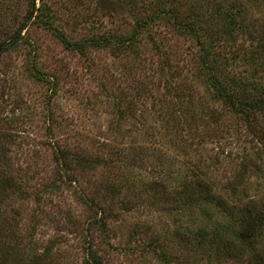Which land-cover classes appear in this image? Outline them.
<instances>
[{"label": "trees", "instance_id": "obj_1", "mask_svg": "<svg viewBox=\"0 0 264 264\" xmlns=\"http://www.w3.org/2000/svg\"><path fill=\"white\" fill-rule=\"evenodd\" d=\"M24 1L23 12L13 14L12 23L3 25L2 17L10 14L6 7L0 13V55L24 43L28 76L56 89L58 71L40 61L41 46L29 37L32 25L49 32L68 52L87 57L107 50L122 61L121 74L128 80L114 97L115 129L150 114L164 121L165 130L171 128L184 162L159 169L151 186L184 193L179 211L188 219L176 218L175 226L190 235L180 234L184 254L172 255L169 263L264 264V141L252 145L264 139V13L252 16L259 7L264 11V0H99L104 18L94 26L89 18L80 21L89 30L81 36H74L73 28L65 31L66 24L80 23L73 15L61 16L66 8ZM246 36L251 38L247 44ZM41 114L50 130L46 145L55 165L40 176L42 194L37 191L34 202L52 204L50 194L57 195L67 181L79 182V170L106 167L108 174L101 173L96 193L81 184L74 192L89 211L81 226L74 223L83 241L81 264H106L97 244L110 246V238L103 236L111 221L119 220L114 204L123 184L117 181L128 179L126 169L122 165L111 173L113 159L94 161L74 154L56 136L53 114ZM235 132L248 145L234 155L208 145ZM13 146L20 145L0 127V264H66L62 241L35 238L36 222L23 220L21 201L30 197L26 190L32 186L15 166Z\"/></svg>", "mask_w": 264, "mask_h": 264}, {"label": "rangeland", "instance_id": "obj_2", "mask_svg": "<svg viewBox=\"0 0 264 264\" xmlns=\"http://www.w3.org/2000/svg\"><path fill=\"white\" fill-rule=\"evenodd\" d=\"M24 2L0 0V13L5 7L10 13L2 17L3 25L13 22L10 19L13 14L18 16L23 12ZM44 2L54 10L66 8L68 11L61 16L73 15L77 22L91 19V26L104 18L99 0ZM248 8L251 11L253 9L250 6ZM258 9L252 12L253 17H261L264 13L261 7ZM65 26L67 32H72L73 28L74 36L89 31L81 22L71 27L68 24ZM29 37L41 46L42 64L56 69L59 77L56 89L32 80L25 70L27 46L24 43L0 55V127L7 129L15 143L20 145L12 147V156L17 161L15 166L30 177L29 184L32 186L26 190L30 197L21 201L23 220L27 224L36 222L37 227L33 231L35 238L45 241L48 237L56 236L62 241L61 249L65 252L62 254L66 264H81L83 241L74 223L81 226L80 220L84 221L89 211L84 204L76 201L74 192L79 184L87 192L96 191L101 173L108 174V169L98 164L91 173L79 170V182L70 184L67 181L57 195L50 194L52 204L44 207L42 203H35L33 198L36 192L40 191L38 196L42 194L40 176L50 174L51 167L55 165L52 149L46 145L50 130L41 113L53 114L51 125H54L56 136L62 139V144L72 148L74 154L90 156L94 161L113 159L115 167L111 173L122 165L126 169L124 173L128 179L120 178L117 181L123 184L114 204V212L119 220L111 221L113 225L108 228L106 236L102 235L103 240L110 238V246L97 244L103 251L106 264H171L169 258L172 255L184 254V242L180 234H184V237L185 234L190 235L175 226L176 218L188 219L187 215H181L179 211L183 209L184 204L180 199L184 193L162 192L151 186L155 176H159V169L182 165L184 162L185 156L178 153L172 142L171 128L165 130L164 121L150 114L143 119L136 116L126 121L121 129H115L117 110L114 97L126 87L128 80L121 74L122 61L109 51H92L87 57L68 52L49 32L35 25L29 28ZM250 39L246 36L245 44ZM198 89L205 91L201 85H198ZM30 116L32 123L28 122ZM12 117H16L15 121H9ZM158 133H161V138ZM243 141L242 136L235 132L226 139L208 145L234 155L244 145H248L247 142L243 144ZM263 141H253L252 145L260 146ZM36 171L40 174L33 173ZM219 174L215 173V176ZM101 192L99 190V194ZM110 196L107 195V198ZM170 209L175 211L169 212Z\"/></svg>", "mask_w": 264, "mask_h": 264}]
</instances>
